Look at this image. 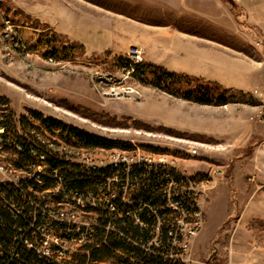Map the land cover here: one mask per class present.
<instances>
[{"label":"rangeland","instance_id":"rangeland-1","mask_svg":"<svg viewBox=\"0 0 264 264\" xmlns=\"http://www.w3.org/2000/svg\"><path fill=\"white\" fill-rule=\"evenodd\" d=\"M132 45L141 49V62L218 82L229 102L183 98L200 84L194 79L158 86L156 75L126 72ZM170 49L185 53L171 57ZM201 73L229 84L249 76L252 89L194 75ZM263 90L264 0H0V96L17 119L25 115L35 124L21 130L23 147L70 160L118 155L69 145L39 128L35 110L133 147L180 155L193 173L216 170L201 183L209 195L193 240L197 264H264V121L257 96ZM9 140L1 144L13 162L21 154L5 144L23 143ZM189 146L200 154L190 156Z\"/></svg>","mask_w":264,"mask_h":264},{"label":"built area","instance_id":"built-area-1","mask_svg":"<svg viewBox=\"0 0 264 264\" xmlns=\"http://www.w3.org/2000/svg\"><path fill=\"white\" fill-rule=\"evenodd\" d=\"M127 53L123 69L133 73L143 59L142 51L132 45ZM257 96L259 118L264 121V90ZM3 142L1 137L0 206L16 219L23 218L21 243L40 258L68 264L81 247L108 244L114 236L141 249L117 250L128 264H197L193 240L204 225L209 195L201 183L214 179L216 170L193 173L183 166L180 155L137 145L110 149L119 150L114 158L77 157L57 167L46 160L45 153L34 151L39 154L36 160L27 169H18L6 158ZM138 150L143 153L134 155ZM185 150L190 156L200 154L196 146ZM61 171L73 177L68 179ZM48 177L55 179L53 185L40 188L38 183L45 184ZM81 179L94 186L69 188V182ZM131 227L146 231V238L134 236Z\"/></svg>","mask_w":264,"mask_h":264},{"label":"trees","instance_id":"trees-1","mask_svg":"<svg viewBox=\"0 0 264 264\" xmlns=\"http://www.w3.org/2000/svg\"><path fill=\"white\" fill-rule=\"evenodd\" d=\"M125 64L124 66H126ZM123 66V67H124ZM148 74L156 75L157 85H161L162 82L171 81L173 83H179L182 79H194L200 82L197 87L185 90L181 96L187 100H193L202 104H227L228 89L219 85L216 81H206L198 77L189 78L183 73L169 71L161 65L152 62H139L135 65L133 72L134 76L140 79H145ZM217 91H221L220 94ZM31 114L40 122L39 128L45 129L52 135L57 136L61 140L65 141L69 145L82 146V147H102V148H121L131 149L133 146L129 142L123 140L107 138L99 136L97 134L90 133L75 125L68 124L63 120L56 117H44L41 113L35 110H30ZM28 125L32 124L27 116L22 115L19 119L16 118V114L13 108L10 106V101L5 96H0V137L5 141L11 139L23 145L16 144L11 146L5 144L7 148H13L20 152V157L13 160V164L18 169H27L28 166L33 163L40 153L46 154V160L54 167L65 164L66 159L63 156L52 155L46 149H33L25 148L24 141L28 140L26 136L21 132H24ZM22 133V134H21ZM34 151L39 152L35 154ZM68 179L73 177V174H69L67 171H61ZM37 181H33V185H37ZM55 179L48 177L47 182L43 185L39 184L40 188L53 185ZM70 189L83 190L84 187H93V182L89 180L72 181L68 184ZM39 188V187H38ZM0 264H52L46 259L40 258L34 250H28L21 243L22 233L19 228L24 225L22 217L16 219L11 214L9 209L0 206ZM19 226V227H18ZM134 236H142L146 238V231L142 232L139 227H131ZM108 244L104 243L100 246L96 244H89L81 247L73 255V258L68 264H128L129 260L117 250H124L125 252L141 251L133 243L129 242L125 238L111 236L108 238Z\"/></svg>","mask_w":264,"mask_h":264},{"label":"crops","instance_id":"crops-1","mask_svg":"<svg viewBox=\"0 0 264 264\" xmlns=\"http://www.w3.org/2000/svg\"><path fill=\"white\" fill-rule=\"evenodd\" d=\"M177 37V36H176ZM205 38H208V39H211V37H208V36H204ZM189 51L193 52V53H197V54H203V53H199L197 51H194V50H190L188 49ZM166 53H168L169 56L173 57V56H178V54H184L185 53V50H173V49H170V50H166ZM208 53V52H206ZM208 55H215V54H210L208 53ZM218 56H229V54L227 55H218ZM161 63H163L166 67H168L164 61H161L159 60ZM169 68V67H168ZM179 70V69H178ZM184 71V70H182ZM187 72V71H186ZM190 73V72H189ZM193 74V73H192ZM194 75H197V76H203V77H207L209 79H214V80H218L220 82H222L224 85L228 86V87H233V88H240V89H247V90H251L252 89V85H251V80L253 79H249V76H248V79H249V82L246 80V79H243L241 81H238V83L236 84H229V83H226L222 78H219L217 76H214L212 74H194ZM254 76V75H253ZM246 84V85H245ZM248 84V85H247ZM3 176L1 174L0 176V181L2 180Z\"/></svg>","mask_w":264,"mask_h":264}]
</instances>
